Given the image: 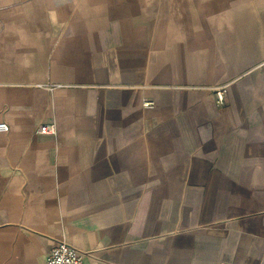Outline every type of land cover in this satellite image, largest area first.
<instances>
[{"label":"crops","instance_id":"crops-1","mask_svg":"<svg viewBox=\"0 0 264 264\" xmlns=\"http://www.w3.org/2000/svg\"><path fill=\"white\" fill-rule=\"evenodd\" d=\"M263 60L264 0H0V264H264Z\"/></svg>","mask_w":264,"mask_h":264},{"label":"built area","instance_id":"built-area-1","mask_svg":"<svg viewBox=\"0 0 264 264\" xmlns=\"http://www.w3.org/2000/svg\"><path fill=\"white\" fill-rule=\"evenodd\" d=\"M254 70L264 71V61L255 66ZM227 93V86H220L215 89L216 102L224 105ZM145 107L152 108V103H145ZM10 128L6 123H0V132H9ZM39 135H57L56 123L44 124L37 130ZM85 254L74 247L66 238L58 242L47 256V264H83Z\"/></svg>","mask_w":264,"mask_h":264},{"label":"rangeland","instance_id":"rangeland-1","mask_svg":"<svg viewBox=\"0 0 264 264\" xmlns=\"http://www.w3.org/2000/svg\"><path fill=\"white\" fill-rule=\"evenodd\" d=\"M214 94H215V92H214ZM145 103H152V108L145 107ZM143 106H144V108L153 109V108H156V103L154 101H152V100H145L144 103H143Z\"/></svg>","mask_w":264,"mask_h":264}]
</instances>
